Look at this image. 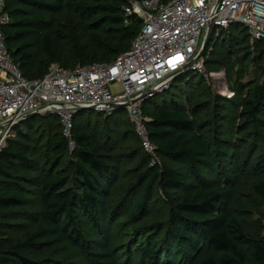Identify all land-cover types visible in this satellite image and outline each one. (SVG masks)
<instances>
[{
  "label": "trees",
  "instance_id": "trees-1",
  "mask_svg": "<svg viewBox=\"0 0 264 264\" xmlns=\"http://www.w3.org/2000/svg\"><path fill=\"white\" fill-rule=\"evenodd\" d=\"M128 5V0H6L10 23L3 28L5 45L24 77L43 78L47 73L43 74L38 51L41 48L51 61H59L57 45L47 33L60 13L69 8L81 20L88 39V44L81 46L76 38L67 36L74 60L80 66L111 63L130 50L143 26L140 17H127ZM193 94L187 93L189 104ZM224 101L235 105L237 99ZM243 103L241 115L246 124L264 128V86L257 87ZM144 110L152 118L150 140L164 162L150 164L142 146L145 156L141 157L139 173L130 185L128 214L131 220L142 217L153 199L155 186L165 196L174 191L181 195L175 201L165 197L170 205L166 236L161 237L159 227L153 234L151 231L145 244L136 249L138 263L155 264L171 255L173 264H264V239L253 236L230 209L235 198L232 185L239 177L253 172L264 178V165L261 170L255 168L264 162V146L254 165L243 163L244 174L238 171L236 154L231 157V167L222 172L212 155L214 146L224 143L226 150L234 153L238 148L233 142L248 140L237 133L233 141L218 139L212 145L204 133V124H197L182 101L164 100L158 106L147 102ZM95 114L94 119L103 124V133L107 135L121 127V117L127 115L123 109L105 119ZM37 117L18 126L15 137L0 152V264H50L46 250L62 243L79 250L89 264H113L109 245L113 214L108 207L122 175L123 155L115 153L118 144L110 145L91 134L90 117L79 112L74 119V150L70 153V142L63 134L60 119L48 115L44 119L52 120L55 127L51 124L43 172L37 174L40 163L29 147ZM135 135L139 139L136 132ZM220 152L222 155L217 156L226 161L227 155ZM167 163L184 168L188 177ZM233 166L237 172L232 170ZM202 170L218 176L217 181L205 179ZM256 192L264 201V181L256 186ZM28 195L37 197L41 212H32V216L22 212ZM22 219L40 223L30 232L25 223L17 222ZM84 221L96 234H101L98 244L80 228ZM16 233L23 236L18 238Z\"/></svg>",
  "mask_w": 264,
  "mask_h": 264
},
{
  "label": "built area",
  "instance_id": "built-area-1",
  "mask_svg": "<svg viewBox=\"0 0 264 264\" xmlns=\"http://www.w3.org/2000/svg\"><path fill=\"white\" fill-rule=\"evenodd\" d=\"M127 17L136 15L143 26L130 50L111 63L53 67L41 79L28 80L12 60L3 28L10 23L6 0H0V152L16 129L34 116H57L63 134L72 140L75 116L91 110L105 118L123 109L150 161H159L150 140L152 118L144 105L171 90L187 74L201 75L207 84L217 81L218 95L231 100L228 74L208 72L201 56L208 38L222 30L245 28L263 45L264 0H128ZM264 82V74L262 76ZM118 89L114 90L113 88Z\"/></svg>",
  "mask_w": 264,
  "mask_h": 264
},
{
  "label": "rangeland",
  "instance_id": "rangeland-1",
  "mask_svg": "<svg viewBox=\"0 0 264 264\" xmlns=\"http://www.w3.org/2000/svg\"><path fill=\"white\" fill-rule=\"evenodd\" d=\"M81 24V20L77 17L75 11L69 8L63 10L56 18L54 27L47 34L57 45L59 61H51L40 48L38 54L45 69L43 74H48L53 67L69 70L79 66L71 55V46L67 36L71 35L76 38L81 46L88 44L87 33L82 30ZM204 56L208 72L219 73L225 71L228 74L229 88L235 92V97L232 99H237L235 105L224 101L225 98L218 95L219 84L217 81L207 84L204 77H201V75L192 77L191 73L179 78L174 82L171 90L151 99L149 103L158 106L162 105L164 100L167 102H184L186 109L193 115V119L197 120V124H204V133L207 134L212 145L218 143V139L233 141L235 139L233 135L237 133V136L241 139L248 140L246 143L233 142L238 148L234 153L233 151H227L224 143H218L212 150V155L219 161L218 166H221L220 170L222 172H226V169L231 167V157L236 154L238 171L244 174V168L241 167L243 163L248 162L247 165L251 163L254 165L259 158V154H261L259 150L264 146V128H256L246 124L245 118L241 115L243 100L252 97L257 87L264 86V82H262L264 74L263 45L254 41L245 28L233 27L228 31L222 30L218 36L212 37L205 47ZM113 89L117 90L118 88L114 87ZM188 92L194 93L193 99H190V104L186 98ZM81 114L84 117H90L89 131L91 134L98 136L102 142L108 141L110 145L118 144L115 153L123 155L122 175L113 189L108 207L110 213L113 214L110 223L108 221L112 229L109 245L114 256L113 264H133L134 260L136 264H140L138 263L139 259H135L137 258L136 249L145 244V237L150 236L151 231L153 234L156 227L162 229V238L166 236L165 230L168 229L170 205L165 197L175 201L181 193L180 191H174L165 196L161 189L155 186L153 199L145 213L140 219L131 220L128 214V202L132 193L130 185L139 173L138 168L141 157L145 156L141 141L135 135L134 127L129 122L127 115H122L121 127L116 128L114 132L107 135L103 133V124L94 119L96 115L94 111L85 110ZM44 118L46 116L37 117L33 141L29 145L35 153L37 162L40 163L37 174L43 172L42 164L48 148V136H50L49 133L53 128L51 126L53 121ZM102 118L105 119V117ZM55 124L57 125V123ZM53 126L55 127V125ZM254 132L257 133L254 135ZM73 150L74 148H71L70 153ZM221 150H223V154L227 155L226 161H222L217 156V154L222 155ZM158 158L159 161H156V164H162L164 160L161 157ZM152 163L150 162V164ZM167 164L173 170L188 177L184 168L171 163ZM35 165L37 168V163ZM263 165L264 162L255 166V168L261 170ZM232 170L237 172L235 166L232 167ZM202 173L207 180L217 181L218 179V176L208 174L204 170H202ZM253 174L252 172V175L247 177H239L238 182L232 185L235 198L230 209L253 236L264 239V201L256 192V186L263 182L264 178ZM27 199L28 202L22 209L24 214L32 216V212H41V207L37 205V197L28 195ZM31 216H29L30 219ZM17 222L25 223L28 227L27 231L30 232L40 223L38 220L25 221L23 219ZM80 228L95 245L102 240L101 234L99 232L96 234L85 221L82 222ZM15 236L21 238L23 234L16 233ZM163 244H166V242ZM163 248H166V246ZM92 251H94V248ZM46 257L50 264H89L83 254L69 243L58 244L47 249ZM155 264H173V256L166 257L165 255L162 260H158Z\"/></svg>",
  "mask_w": 264,
  "mask_h": 264
},
{
  "label": "water",
  "instance_id": "water-1",
  "mask_svg": "<svg viewBox=\"0 0 264 264\" xmlns=\"http://www.w3.org/2000/svg\"><path fill=\"white\" fill-rule=\"evenodd\" d=\"M209 40H210V39L208 38V40L206 41V43H205V45H204L203 51H202V53H201V56H203V54H204V50H205V47H206V45L208 44Z\"/></svg>",
  "mask_w": 264,
  "mask_h": 264
}]
</instances>
